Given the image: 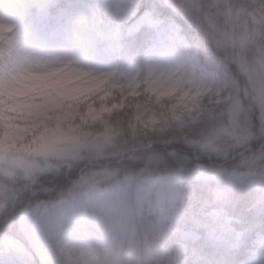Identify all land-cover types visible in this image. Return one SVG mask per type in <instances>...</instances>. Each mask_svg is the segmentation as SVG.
<instances>
[{"label":"clouds","instance_id":"1","mask_svg":"<svg viewBox=\"0 0 264 264\" xmlns=\"http://www.w3.org/2000/svg\"><path fill=\"white\" fill-rule=\"evenodd\" d=\"M138 4L104 0L82 24L119 39ZM153 11L160 39L107 63L32 48L0 11V222L27 228L45 264H180L166 245L189 179L235 233L221 264H264V227L229 213L238 188L264 213V0Z\"/></svg>","mask_w":264,"mask_h":264},{"label":"rangeland","instance_id":"2","mask_svg":"<svg viewBox=\"0 0 264 264\" xmlns=\"http://www.w3.org/2000/svg\"><path fill=\"white\" fill-rule=\"evenodd\" d=\"M102 3L104 0H0V11L19 23L30 47L40 51L69 52L86 62L107 63L120 56H129L160 39L152 28L155 13L144 7V0H139L134 15L126 20L119 39L87 31L82 18ZM139 31L141 36L137 41L134 37ZM183 183L191 185V190L185 199V214L173 222L170 238L179 242L177 247H183L180 264H221L222 260L231 258L235 233L225 231L223 221L211 215L215 206H207L212 204V197L204 194L198 197L195 190L204 183L189 179ZM235 228L244 227L236 224ZM9 229L0 234V264H45V250L33 243L27 228L18 223L13 230L12 224ZM217 235H222L223 239L217 240ZM188 242H195V247L189 248ZM246 243L248 246L241 259L251 254V243Z\"/></svg>","mask_w":264,"mask_h":264},{"label":"trees","instance_id":"3","mask_svg":"<svg viewBox=\"0 0 264 264\" xmlns=\"http://www.w3.org/2000/svg\"><path fill=\"white\" fill-rule=\"evenodd\" d=\"M144 6L150 7L153 9V0H144ZM141 32H139L136 36V38L140 37ZM198 194V197L200 198L201 195H205V197H212V193L209 189V186L202 185L201 187L197 186V189L195 190ZM237 195L239 197V202L237 203L235 209H229V213L234 216H240L243 223H241L242 227H249L253 230H256V228H261L264 226V213L260 212L258 210L259 206H254L256 202V194L248 189H237ZM213 204H209L207 208H212ZM260 212V213H259ZM251 223V224H250ZM262 223V225H260ZM12 224V230L17 226L18 223H10L8 221L0 222V234L3 232H9V226ZM258 225V226H257ZM17 230V229H16ZM16 230H14L16 232ZM181 242V241H180ZM190 244V247L192 245L195 247V242H188ZM179 242L177 240H171L167 242L166 247H168V250L174 251L175 247H177ZM248 243L243 244L241 253L238 255V259H241L244 256V248H246ZM170 250V251H171Z\"/></svg>","mask_w":264,"mask_h":264}]
</instances>
